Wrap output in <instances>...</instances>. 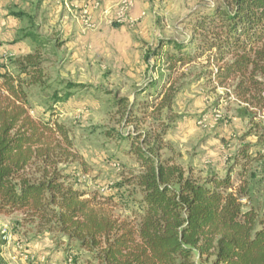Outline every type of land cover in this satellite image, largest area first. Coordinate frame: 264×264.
<instances>
[{
	"label": "trees",
	"instance_id": "16d2710c",
	"mask_svg": "<svg viewBox=\"0 0 264 264\" xmlns=\"http://www.w3.org/2000/svg\"><path fill=\"white\" fill-rule=\"evenodd\" d=\"M188 28L193 35L185 40L157 45L168 75L158 95L141 94L154 96L145 104L152 111L135 115L127 99L118 101L125 127H132L120 135L123 154L138 165L123 172L118 185L133 203L127 217L115 212L116 194L87 198L76 188V176L66 173L77 158L68 130L31 115L28 91L45 85L42 48L49 42L38 33L26 36L33 50L0 62V215L21 213L38 234L67 243L68 252L75 243L90 255L87 264H264V216L244 204L264 181V125L258 121L264 116V0H214L193 13ZM204 56L200 79L225 90L249 125L228 159L237 170L225 177L195 176L167 139L177 124L172 113L185 74L174 76ZM74 88L54 102L69 101ZM164 115L171 128L142 131L147 120ZM251 136L255 142H247Z\"/></svg>",
	"mask_w": 264,
	"mask_h": 264
},
{
	"label": "rangeland",
	"instance_id": "374dc122",
	"mask_svg": "<svg viewBox=\"0 0 264 264\" xmlns=\"http://www.w3.org/2000/svg\"><path fill=\"white\" fill-rule=\"evenodd\" d=\"M149 2L151 7L146 13L155 18L158 25L156 29L159 32L153 34L156 38L153 45L145 49L146 44L141 41L142 44L135 49L137 53L129 49V54L124 56L115 46L100 48L98 43L94 46L95 39L96 41L98 39V42L103 38L106 41L111 40L114 30L129 28L133 31L134 27L142 22V19L130 21L131 9L124 13L118 8L116 15L109 18L111 24L107 26V30L92 28L96 31L92 32L90 37L80 38L82 42L78 39L76 45L70 42L67 46L63 37L45 36L49 42L42 48L45 85L32 87L28 91L31 115L44 121L58 122L68 130L73 140L72 152L77 158L75 163L67 165L66 173L76 176L72 179L76 183V188L86 192L87 198L94 195L116 194L115 212L122 217L129 216L133 203L128 197L127 189L120 190L118 185L122 182V173H127L128 168L135 169L138 165L130 156L123 154L127 146L122 142L120 135H126L132 127H125L122 106L118 101L127 99V107L135 106V115L144 109L152 111V108H147L145 104L153 103L154 96L147 98V94L158 95L168 75L164 57L157 53V45L162 40L183 41L187 36H192L188 23L193 19V13L200 6L213 4L214 0H149ZM98 36L103 38H97ZM133 40L136 44L141 43L136 37ZM148 40L150 41L151 37ZM32 50L33 45L30 43V52ZM166 50L167 48H164V51ZM206 56L201 58L199 61L201 63L179 70L174 76L177 79L181 74H185L180 81L183 91L177 98L172 120L177 124L181 122L192 124L191 126L196 128L194 133L209 134L208 132L216 126L236 127L241 134L245 133L248 130V122L237 117V106L227 98L225 90H215L205 79H200L204 64L202 62L206 60ZM15 58L17 57L8 59ZM141 63L143 68H140ZM121 65L125 67L122 69ZM70 86L77 87L70 91L72 94L70 100L56 104L55 96L66 94ZM146 89L147 94L141 95ZM216 116L221 117L218 123L214 121ZM168 117L164 115L161 121L147 120L141 129L147 131L151 125L155 128L162 125L171 128ZM201 120H206L205 125L198 124ZM258 121H262L264 125V116L259 117ZM175 129L176 126L171 128L170 134ZM255 140V136L248 139L249 142ZM172 147L176 154H179L177 157L179 164L186 169L192 168L195 176L205 178L208 175H224V172L215 171L217 166L212 162L211 156L201 150L196 143L185 144L181 149L175 145ZM237 148L238 145L235 146L234 142L230 141L227 147V160H233L231 156L235 154ZM163 155L168 156L169 152L165 151ZM229 164L233 169L234 163ZM258 176V180L262 181L263 176L260 174ZM235 186L238 188L239 183ZM136 198L137 196H134V199ZM244 204L246 208L253 206L261 216H264V181L262 184H255L252 201L245 199ZM56 238L50 234H38L35 226L25 221L21 213L11 216L0 215V264H87L90 255L86 251L72 243L68 252L67 243L62 245Z\"/></svg>",
	"mask_w": 264,
	"mask_h": 264
},
{
	"label": "crops",
	"instance_id": "0c3cea01",
	"mask_svg": "<svg viewBox=\"0 0 264 264\" xmlns=\"http://www.w3.org/2000/svg\"><path fill=\"white\" fill-rule=\"evenodd\" d=\"M126 2L131 6L130 21L136 22L142 19L139 26L134 27L133 31L129 28L114 30L111 40L106 41L103 36H98L97 38L103 39H99V42L98 39L97 41L95 39L96 42L93 41L94 46L98 43L100 48L109 47V45L117 47L118 52H122V56L129 54V49L137 53L135 49L142 44L141 41L145 42V49L155 42L156 38L153 34L159 33L156 29L158 25L155 18L146 13L151 7L149 0H0V62L29 54L31 41L25 38L30 33L63 37L67 46L70 42L76 45L78 39L90 37L92 32L98 28L107 30V26L111 24L109 18L116 15L118 8L122 10ZM86 12L89 13L93 27H88L85 23ZM83 35L86 37H82ZM134 37L141 43L136 44ZM141 47L139 48L140 54ZM138 60H140L139 57ZM120 67L123 69L125 66ZM140 68H143L142 63ZM235 120L238 121L237 118ZM191 125L185 122L176 124L175 131L168 136L170 144L179 149L185 144L199 145L201 150L211 156L212 162L217 166L215 171L224 172V175H219V177H225L229 172L232 174L236 172L237 169L231 170V165L228 163L227 147L230 141L239 147L240 143L236 139L241 134L240 131L236 127L219 128L216 126L208 132L209 134L194 133L196 128ZM242 135L244 133L240 137ZM248 139L247 142H249Z\"/></svg>",
	"mask_w": 264,
	"mask_h": 264
},
{
	"label": "built area",
	"instance_id": "2783aa9c",
	"mask_svg": "<svg viewBox=\"0 0 264 264\" xmlns=\"http://www.w3.org/2000/svg\"><path fill=\"white\" fill-rule=\"evenodd\" d=\"M98 4H99V2H98ZM98 4H96L97 6H98ZM130 5L126 2L125 4H124V7H123V9H122V11H124V13L125 12H127L129 9H130ZM124 15V14H123ZM85 23H86V25L88 26V27H93V24H92V21H91V19H90V17H89V13L88 12H86L85 13ZM125 19V18H124ZM220 116H216L215 117V119H214V121L215 122H219L220 121ZM205 122H206V120H201L198 124L200 125V126H202V125H205ZM216 124V123H215ZM216 126V125H215Z\"/></svg>",
	"mask_w": 264,
	"mask_h": 264
}]
</instances>
